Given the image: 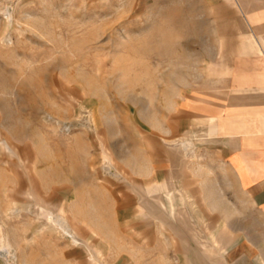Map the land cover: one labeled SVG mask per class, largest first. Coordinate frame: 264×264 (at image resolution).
I'll use <instances>...</instances> for the list:
<instances>
[{
	"label": "rangeland",
	"instance_id": "374dc122",
	"mask_svg": "<svg viewBox=\"0 0 264 264\" xmlns=\"http://www.w3.org/2000/svg\"><path fill=\"white\" fill-rule=\"evenodd\" d=\"M237 12L226 0H0V139L23 160L0 141V245L11 248H0V264H87L82 247L51 242L33 212L9 206L6 195L29 187L67 208L84 197L80 236L103 264H195L191 247L212 246L224 228L234 236L226 264H264V217L214 166L203 134H182L187 96L210 83L212 52L229 46L220 37L243 31ZM182 138L191 143L180 161L169 148ZM109 151L145 186L169 180L192 227L142 217L133 192L104 170L116 164ZM28 178L39 191L20 183Z\"/></svg>",
	"mask_w": 264,
	"mask_h": 264
},
{
	"label": "crops",
	"instance_id": "0c3cea01",
	"mask_svg": "<svg viewBox=\"0 0 264 264\" xmlns=\"http://www.w3.org/2000/svg\"><path fill=\"white\" fill-rule=\"evenodd\" d=\"M226 2L234 4L238 9L237 15L243 31L220 37L221 40L227 39L229 46L219 58L214 51L212 52V61L206 70L210 83L203 84L202 87L200 86L201 89H196L198 92L196 95L187 96L186 105L182 109L184 119H182V134L190 133L189 128L192 127L203 134L198 140H205L206 144L211 145L209 154L217 161L214 166L217 165L218 170L224 172L229 185L233 186L264 217V0H226ZM185 125L188 127L186 131ZM0 141L5 151L16 158L17 164L21 165L23 160L15 147L7 138H1ZM180 142L169 149L181 161L185 157L184 149L191 141L182 138ZM105 148L102 146V154L105 153ZM108 153L112 156L110 151ZM115 162V165H109L104 161V170L133 192L139 210L142 211V217L150 222L157 218L163 225L168 224L169 227L176 228V225L167 221L169 216H176L180 225L192 227L183 215V210L177 209L175 212V202L171 193L174 186L169 180L145 186L139 178L128 175L123 166L116 160ZM30 180L31 178H28L25 185L23 182L20 183L28 187ZM31 182L39 191L34 182L32 180ZM10 188L18 190L19 187ZM176 191L179 201L183 202L186 198L184 193L181 189ZM40 193L42 197L50 198V195L42 191ZM23 195L25 198L18 195L13 199L6 195L9 206L18 209L17 213L22 209L33 212L36 218L41 220L40 229H50L48 239L51 242L58 244L57 241L61 239L67 241L69 245L82 247L87 264H103L102 250L92 240L91 244L80 236L87 237L81 232L78 223V219L83 223L87 220L82 212V204L85 202L83 196H78L67 208L64 201L45 203L43 198L30 187L23 192ZM55 216L62 218V221L65 219V222L56 223ZM44 221L49 225L52 224V227H44ZM62 225L66 226L62 228L64 231L62 235L69 236L63 237L64 239L59 233ZM205 227L207 233L211 234L210 226L205 225ZM40 229H36V232ZM91 231L94 232L93 229ZM52 233L55 236L52 237ZM192 237L195 238L193 234ZM233 238V234L224 228L217 236H212V246L191 247V255L187 258L195 261V264H226L224 252ZM13 250L16 252L14 247Z\"/></svg>",
	"mask_w": 264,
	"mask_h": 264
},
{
	"label": "bare ground",
	"instance_id": "6f19581e",
	"mask_svg": "<svg viewBox=\"0 0 264 264\" xmlns=\"http://www.w3.org/2000/svg\"><path fill=\"white\" fill-rule=\"evenodd\" d=\"M9 14H10L9 17L13 18V15H12L11 13H9ZM9 17H8V18H9ZM55 217H57V216H55ZM58 217H59V216H58ZM58 217L54 219V221H55L56 223H59V222L62 223V222L65 220V219H63V221H62V218H58ZM61 217H62V216H61ZM64 222H65V221H64ZM61 223H60V224H61ZM53 224H55V223H53ZM64 224H65V223H64ZM58 225H59V224H58ZM63 226L66 227L65 225H62V226H60V227H63ZM64 227H63V228H64ZM64 230H65V229H64ZM62 232H64L63 229H62ZM67 233H68V232H67ZM75 241H76V240H75ZM73 242H74V240H73ZM75 243H77V242H75ZM0 248H2V249H3L4 251H6L7 253H9V252H10V249H11V248H10V245H9L8 243H4V244L0 245ZM11 251H12V250H11ZM6 255H7V254H6ZM10 255H11V254H10ZM11 256H12V255H11ZM10 258L13 259V258H15V257H10ZM12 261H14V259H13ZM11 263H12V262H11ZM11 263H10V264H11Z\"/></svg>",
	"mask_w": 264,
	"mask_h": 264
}]
</instances>
